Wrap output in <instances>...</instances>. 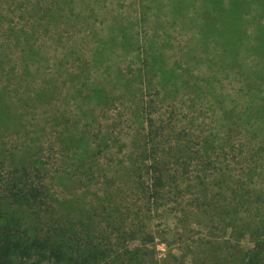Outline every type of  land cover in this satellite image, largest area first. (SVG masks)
I'll use <instances>...</instances> for the list:
<instances>
[{"label": "trees", "instance_id": "trees-1", "mask_svg": "<svg viewBox=\"0 0 264 264\" xmlns=\"http://www.w3.org/2000/svg\"><path fill=\"white\" fill-rule=\"evenodd\" d=\"M105 1L0 0V71L34 88V98L23 93L26 100L15 103L0 87V136L22 118L17 108L52 100L59 114L52 122L65 128L52 175L37 150L24 155L0 137V264H156L145 260L156 235L133 221L127 226V207L56 198L52 180L64 185L74 164L92 181L98 158L155 213L172 206L178 222L225 216L230 237L237 232L251 243L243 264H264V0H132L130 16L102 21L96 35L94 8ZM176 26L186 43L157 40L161 29L171 38L166 30ZM62 30L75 33L69 48ZM49 34L51 52L44 47ZM85 38L93 45L82 57L74 43ZM121 58L125 68L111 69L108 62ZM41 74L49 77L38 85ZM111 106L128 108V137L119 111L110 123L97 122ZM50 120L42 117L43 124ZM114 182L106 178L104 186ZM186 197L192 205L183 212ZM242 205L247 213L238 221ZM107 210L115 219L107 217L108 233L98 234L92 216Z\"/></svg>", "mask_w": 264, "mask_h": 264}, {"label": "rangeland", "instance_id": "rangeland-1", "mask_svg": "<svg viewBox=\"0 0 264 264\" xmlns=\"http://www.w3.org/2000/svg\"><path fill=\"white\" fill-rule=\"evenodd\" d=\"M104 8H97L98 5L94 8L97 12V20L91 22V27L93 32L96 35L102 34V21L105 23L111 22L116 15H122L124 17L130 16L132 11V0H106L104 2ZM111 14V15H110ZM110 15V16H109ZM109 16V17H108ZM108 18V19H107ZM84 31L86 30V25H82ZM168 33L171 35V38H166L161 29L160 34L157 37L158 41L168 39L170 43H186L188 38L185 34H181L179 28H167ZM64 35L60 37L69 36L70 39L63 42L62 44L69 48L71 46L72 36L75 35L71 30H62ZM82 31L78 33L80 37ZM56 35V34H54ZM186 35L191 36V32H186ZM50 34L45 39L47 42L44 44L45 49L51 52V48H55V36L50 38ZM97 37V36H96ZM36 43H39L36 42ZM41 44V43H40ZM75 47L81 52L78 51L79 55L82 57H87L89 55V50L93 43H90V40L85 38L81 42L76 40ZM40 46V45H39ZM60 47V45H58ZM74 48V49H76ZM68 63H64V69L71 64L72 59L68 58ZM108 65L111 66V69L116 67L125 68L126 62L121 59H114L108 62ZM98 69V68H97ZM200 67L194 72L199 73ZM50 73V72H48ZM56 75L55 73H50ZM43 74L37 76L35 79L36 84L43 82L42 79L48 78L49 75L42 76ZM58 75V74H57ZM13 78V79H12ZM21 77L15 73L11 77L2 74L0 71V87L6 86L7 91L12 93L11 98L7 97L8 102H21L25 99L23 93L26 96L34 98V88H31V85L20 79ZM129 78L128 75H124L123 79ZM59 79L63 81L65 76L59 74ZM19 84V86H18ZM131 85V84H130ZM37 87V86H36ZM68 88V85H67ZM108 89L111 92L117 91L115 88L111 90V86L108 85ZM13 90L18 91V94H15ZM64 94H66L63 89L61 93L58 94V97L63 99ZM128 105V103H127ZM183 104L181 103V106ZM118 106H111V112L106 113L104 118L99 120L96 118L97 122L102 121L101 123H110L113 119V114L116 111H119L121 120V128L124 131L123 134L128 137L130 135V127L133 122L128 116V108L117 109ZM57 105L55 100H52L51 103L44 102L42 104L36 103L35 107L31 105L27 107L17 108L22 111V118L14 121L8 129H3L1 131L0 137H2L7 144L8 148L15 149L17 152H21L24 155H29L30 153H35L37 150V157L44 162L49 169V175L55 173V169L60 163V158L62 157L64 145L60 143L59 137H63L65 134V128H63V122L55 124L52 122V116L56 113ZM56 117L59 116L56 113ZM42 117L51 118L49 123H44ZM55 117V118H56ZM180 118V114H179ZM129 147V148H128ZM130 150V145L127 144L126 150ZM123 155V153L119 154ZM230 159V158H228ZM98 165L95 171V179L92 181L86 180L90 177L83 176L80 172L74 170L75 165L68 168V177L65 184L59 186L56 184V181L52 180V187L55 191V196L60 201L75 199L78 204L89 206H96L99 202V199H102V202L105 205H114L118 206L126 217L125 224L129 222L138 223L141 225L143 232H151L157 238L153 240L154 244V254L152 258L145 256V260L149 261L150 259L155 261L156 264H243L244 254L246 251L251 248V243L245 238H237V232H234L230 237L228 230L222 224L220 218H225V216L216 217L213 219L201 218L200 221L197 219L200 217H186L178 222L173 220V211L172 206H166L163 210L154 212L149 209L146 205H142V200L138 194V190L130 185H121V183L113 178V170H110L108 166H111L110 162H107L103 159L98 158ZM221 162L220 160H216ZM127 163V161H125ZM223 166V164H221ZM112 167V166H111ZM72 170V173H70ZM60 170H58V173ZM144 174V179L145 178ZM106 178L116 180L111 187L106 188L104 186V180ZM103 183V184H102ZM216 190L217 187L209 186ZM109 190V191H105ZM104 193H107L105 196ZM97 203V204H96ZM109 203V204H106ZM227 201H222L217 205V208L221 205H226ZM191 199L186 197L181 205L179 206L183 212L189 211L191 207ZM140 210V211H139ZM139 211V212H138ZM99 211H97L98 213ZM109 211L103 213L98 217V214L92 216L93 225L98 226V234L108 233L104 228L106 227L107 217L109 220H114L115 218L109 214H106ZM132 212L137 213V219L132 217ZM238 221L242 217H246L247 206L242 205L237 208ZM112 217V218H111ZM115 217V216H114ZM196 221L200 226L195 225ZM97 233V232H96ZM109 235V234H108ZM149 246V245H148Z\"/></svg>", "mask_w": 264, "mask_h": 264}]
</instances>
